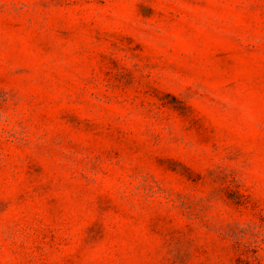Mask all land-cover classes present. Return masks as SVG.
Wrapping results in <instances>:
<instances>
[{"label": "rangeland", "instance_id": "obj_1", "mask_svg": "<svg viewBox=\"0 0 264 264\" xmlns=\"http://www.w3.org/2000/svg\"><path fill=\"white\" fill-rule=\"evenodd\" d=\"M0 264H264V0H0Z\"/></svg>", "mask_w": 264, "mask_h": 264}]
</instances>
